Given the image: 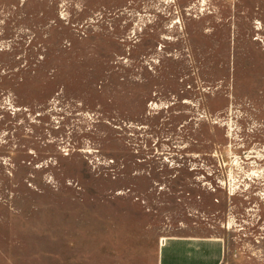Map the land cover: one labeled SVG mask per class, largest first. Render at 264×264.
I'll list each match as a JSON object with an SVG mask.
<instances>
[{
    "label": "rangeland",
    "instance_id": "374dc122",
    "mask_svg": "<svg viewBox=\"0 0 264 264\" xmlns=\"http://www.w3.org/2000/svg\"><path fill=\"white\" fill-rule=\"evenodd\" d=\"M264 264V0H0V264Z\"/></svg>",
    "mask_w": 264,
    "mask_h": 264
},
{
    "label": "crops",
    "instance_id": "0c3cea01",
    "mask_svg": "<svg viewBox=\"0 0 264 264\" xmlns=\"http://www.w3.org/2000/svg\"><path fill=\"white\" fill-rule=\"evenodd\" d=\"M225 245L216 238H169L159 247L157 264H221Z\"/></svg>",
    "mask_w": 264,
    "mask_h": 264
}]
</instances>
